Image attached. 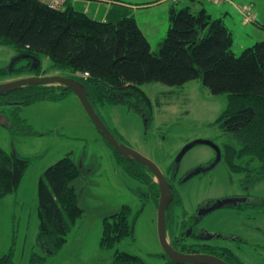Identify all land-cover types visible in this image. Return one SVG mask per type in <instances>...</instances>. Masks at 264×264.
Instances as JSON below:
<instances>
[{"label":"rangeland","instance_id":"rangeland-1","mask_svg":"<svg viewBox=\"0 0 264 264\" xmlns=\"http://www.w3.org/2000/svg\"><path fill=\"white\" fill-rule=\"evenodd\" d=\"M117 1L148 4L134 9L131 15L137 19L152 51H157L170 28L172 3ZM202 4L213 19L222 18L231 30L232 50L236 56L257 42H264V0H232V4L181 0L175 7L178 10L191 7L197 11L203 9ZM90 6L84 8L75 4L78 11H85L97 19L103 18V13L110 12L111 8L116 10L109 19L122 15V9L116 5L109 9V2L95 1ZM236 6L250 10L257 22L246 21ZM17 58L13 47L0 45V69L10 68ZM40 59L44 69H49V58L41 55ZM53 74L71 75L69 71L49 73ZM15 79L8 76V79L1 78L0 83ZM139 87L151 101V119L145 120L123 104L107 105L99 109V113L121 143L151 159L163 172L169 170L190 144L195 147L184 156L178 178L184 169L205 164L214 157L212 147L198 141H212L220 146L228 142L236 144L216 123L229 104L228 94H212L201 80L190 81L182 87L158 82ZM4 99L0 96V147L9 154L28 158L30 163L18 189L0 200V256L12 253L15 264H31L32 254L38 252L40 178L49 166L70 155L83 170L76 188L84 213L69 233L65 246L45 264H111L117 250L137 255L147 264H169L158 236V205L149 186L130 177L117 163L113 149L92 123L77 96L70 93L63 99L19 107H11ZM13 108L16 111L11 112ZM209 172L211 178L207 179L205 174L179 187L182 207L178 206L181 203L175 205L173 219L167 222L169 240L178 233V223L194 214L204 201L233 195L238 189L239 177L236 176L234 185H230L228 171L222 164ZM262 185L259 187L264 188V181ZM123 205L131 207L134 237H126L115 247L105 249L101 246L103 219L118 212ZM247 214L248 217L236 215L238 219L229 209L212 211L204 220L203 230L225 237L237 235L243 242L223 237L207 242L230 248L247 264H264V212L256 217L257 220Z\"/></svg>","mask_w":264,"mask_h":264},{"label":"trees","instance_id":"trees-1","mask_svg":"<svg viewBox=\"0 0 264 264\" xmlns=\"http://www.w3.org/2000/svg\"><path fill=\"white\" fill-rule=\"evenodd\" d=\"M76 1L66 0L63 8L53 9L40 0H0V45L13 47L19 56L10 68L0 69V79L69 71V77L86 87L99 115L102 107L123 104L141 116L145 113L148 119L152 118L151 101L140 85L158 82L182 87L201 80L212 94L229 97V104L216 123L236 144L223 145L219 163L234 172L249 170L256 163L264 174V42H257L236 56L232 50L233 34L222 18L213 19L206 9L178 10L173 5L168 34L158 50L152 51L133 16L101 21L78 11ZM236 9L244 18L246 12L250 13L253 20L248 22H257L250 10ZM41 55L51 61L49 69H44ZM78 72L89 76H76ZM70 93L73 92L64 86L33 85L2 97L11 107H19L63 99ZM113 151L117 163L130 177L149 186L158 205L160 191L152 172ZM29 163L28 158L9 154L0 147V200L18 189ZM82 175V167L66 155L40 178L38 252L32 254L31 264H45L56 256L82 218L84 210L76 188ZM174 182L177 185V180ZM173 195L167 222L174 215V206L181 203L179 193L173 191ZM178 206L182 207V203ZM131 214V207L123 205L103 219V248H113L124 238L134 237ZM172 246L178 251L198 252L189 246ZM199 251L224 257L229 264H247L231 249L216 246ZM165 257L168 258L166 254ZM168 261L175 264L169 258ZM0 264H15L12 253L0 256ZM111 264L147 263L137 255L117 250Z\"/></svg>","mask_w":264,"mask_h":264},{"label":"flooded vegetation","instance_id":"flooded-vegetation-1","mask_svg":"<svg viewBox=\"0 0 264 264\" xmlns=\"http://www.w3.org/2000/svg\"><path fill=\"white\" fill-rule=\"evenodd\" d=\"M142 116L145 118V113H143ZM145 120H147V118H145ZM208 146L212 147L214 157H212V159L208 161L207 163L201 164L195 167H191L189 169H184L182 174L178 178V175L180 174L179 172L181 171V169H183L181 162L184 156L193 147H195V145H193L186 151V153L181 158L180 162H177L176 160V162L172 165V167L169 168V170H167L166 173L164 172L165 177L167 178V180L172 186V192L174 191L175 193L178 194L179 187L182 186V184L192 180L195 177H200V178L203 176L205 177V174H206L207 179L212 177V174L209 171L214 170L220 163L219 162L216 163V158H217L216 149L211 145H208ZM218 146L220 148L221 158H222L223 153H224L223 146H220L219 144ZM227 171L229 174V184L230 185H234V178L236 176L239 177L238 189H236L233 195L226 196L220 199L210 198L204 201L202 204L198 206L194 214H192L188 219H182L178 223V233L172 236V240L171 239L169 240L170 243L174 244L178 249L189 246L194 251L198 250V252H194V253L211 254L207 252H200L199 250H211L212 247H216V246H219L225 249L226 248L230 249L223 245H217L215 243L207 242L211 238L214 239V238L223 237L224 239L227 238V239H230L236 242H243V240H241V237L237 235L232 234L228 237H225L219 233H210L206 230H203L205 229L203 226L204 220L208 218L207 215L211 213V212H207V210L210 208L211 205H213V203H215L218 200L228 199V202L225 203V205L222 208L229 209L230 213L233 212L235 214L236 218H238L237 216H242L243 214L246 215V217H248V214H247L248 212L251 219L257 220L256 217L260 216L264 212V188L259 187V185L260 184L262 185L264 181V174L262 170L259 168L258 164L256 163L251 164V166L249 167V170H246V171H239V172H234L231 170L230 171L227 170ZM174 180H177V185L175 184ZM172 219H173V215L171 214V220ZM235 225H240V224H235ZM185 250L186 249H183L184 253H188ZM183 251H180V252H183ZM211 255H215V254H211ZM220 258L225 260L224 257H220Z\"/></svg>","mask_w":264,"mask_h":264},{"label":"water","instance_id":"water-1","mask_svg":"<svg viewBox=\"0 0 264 264\" xmlns=\"http://www.w3.org/2000/svg\"><path fill=\"white\" fill-rule=\"evenodd\" d=\"M33 85H54L69 88L77 96L84 110L88 114L90 120L95 125L102 137L107 141V143L121 156L125 157L129 161L141 163L152 172L154 180L158 184L160 191L157 218L158 236L164 253L172 262H174L175 264H229L222 258L215 255L205 253H184L178 251L172 246L167 237V213L169 211L171 203L174 200L171 184L165 177L164 172L155 162L118 140V138L108 128V126L104 123L101 116L94 108L93 104L89 100L88 91L81 82H79L75 78L60 75L28 76L0 83V96L7 95L8 93L24 88L26 86ZM198 142L200 144H208L213 146L217 151L216 163L220 161L221 151L217 144L212 141L203 140ZM193 145L195 144H190L178 155L177 162L181 161V158L183 157L185 152ZM227 202L228 199L218 200L210 206L207 212H212L218 208H222Z\"/></svg>","mask_w":264,"mask_h":264},{"label":"crops","instance_id":"crops-1","mask_svg":"<svg viewBox=\"0 0 264 264\" xmlns=\"http://www.w3.org/2000/svg\"><path fill=\"white\" fill-rule=\"evenodd\" d=\"M95 1H100V2H109L110 3V7L109 9L114 5H116V8H120L122 9V12H121V17L123 16H132L131 14L134 13V9H139L141 7H145L146 5H148L147 3H143L142 5L140 4H133V3H127V2H122V1H117V0H78L76 1V3H79L81 6H83L84 8H88L90 7L91 8V3L95 2ZM117 1V2H116ZM169 3V0H154L152 4L154 5H165V4H168ZM221 4H224V3H221ZM172 7V6H171ZM170 7V8H171ZM202 8L205 9V6L202 4ZM116 10V9H114ZM112 8L111 10H109L110 12H105L103 13V18L101 19H98V20H101V21H106L110 18V15L111 14H114L113 11H114ZM207 11V10H206ZM100 12V9L99 11ZM220 18V17H219ZM97 19V18H96ZM137 20V19H136ZM138 22V21H137Z\"/></svg>","mask_w":264,"mask_h":264},{"label":"built area","instance_id":"built-area-1","mask_svg":"<svg viewBox=\"0 0 264 264\" xmlns=\"http://www.w3.org/2000/svg\"><path fill=\"white\" fill-rule=\"evenodd\" d=\"M40 1L44 2L45 4H47L49 7L53 8V9L63 8L64 3L66 2V0H40ZM213 1H229V0H213ZM245 19L247 21L252 19V17L250 16V13H248V12L245 13ZM78 74L83 76V77L89 76L88 73H78Z\"/></svg>","mask_w":264,"mask_h":264}]
</instances>
